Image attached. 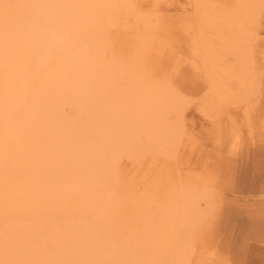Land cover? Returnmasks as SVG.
<instances>
[{"label":"bare ground","instance_id":"obj_1","mask_svg":"<svg viewBox=\"0 0 264 264\" xmlns=\"http://www.w3.org/2000/svg\"><path fill=\"white\" fill-rule=\"evenodd\" d=\"M161 5L0 0V264H189L196 244L203 259L201 222L220 200L204 182L183 185L181 133L167 112L182 113L184 101L165 73L185 62L200 111L216 107L229 129L228 105L240 106L236 120L251 123L244 118L254 119L248 92L264 70V0L176 1V13H159ZM103 26L115 27L125 67L105 75L104 54L86 65L72 54ZM147 151L146 170L139 156ZM118 177L127 188L106 198ZM82 210L90 219L77 217Z\"/></svg>","mask_w":264,"mask_h":264},{"label":"rangeland","instance_id":"obj_2","mask_svg":"<svg viewBox=\"0 0 264 264\" xmlns=\"http://www.w3.org/2000/svg\"><path fill=\"white\" fill-rule=\"evenodd\" d=\"M160 1L162 8L159 13L165 8L169 13H176V1L183 0H173V3H167L168 0ZM259 27L264 32V9L260 13ZM96 32L94 37L97 41L88 43L90 37L85 38L72 53L74 60L86 65L89 58L104 54V75L116 65L119 70L125 68L122 65L124 59L118 53L119 40L115 35V27L103 26ZM166 63V57L157 62L163 67L164 73L167 70ZM148 66L153 68V62H149ZM186 66L183 62L179 69H169L165 73L166 78L173 80L171 85L175 82L180 86L178 89L184 101L182 113L173 108L167 112L168 124L181 133L175 162L180 169L184 186L192 181L204 182L220 200V204L218 203L201 222L206 224L204 244L200 245L203 259L197 258L201 250L196 244L189 264L196 261L199 264H264V70H260V86L248 92L254 119L244 118L251 123L240 121L242 119L236 120V110L240 112V106L228 105L232 107L234 115V119L227 122L231 126L228 129L219 124L218 118L225 114L217 113L216 107L209 113L200 111L197 104L199 99H194L197 92L192 86L196 80H193L192 84L186 83V78L194 79ZM180 75H183L184 81L180 80ZM244 101L242 104L246 103ZM237 134H240L238 148L232 152L228 147L235 141ZM139 158V163L145 169L151 167L149 151L141 154ZM123 160L124 158L118 159L116 165L123 163ZM126 188L127 185L120 177L112 179L105 187L106 198L122 196L120 191ZM69 213L71 214L70 211ZM82 216H86V219L91 217L88 211L84 210L77 214L78 218ZM53 217L58 221L65 220L64 214H55ZM90 228L101 239L109 240L111 237V240L130 248L135 255L143 254L140 249H133L128 241H120L117 234L109 235L104 229ZM97 257V254L91 251V258L95 260Z\"/></svg>","mask_w":264,"mask_h":264}]
</instances>
